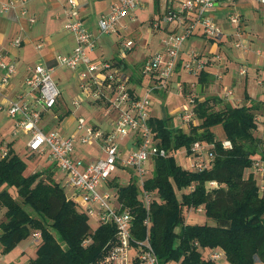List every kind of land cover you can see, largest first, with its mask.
I'll return each instance as SVG.
<instances>
[{"label":"built area","instance_id":"obj_1","mask_svg":"<svg viewBox=\"0 0 264 264\" xmlns=\"http://www.w3.org/2000/svg\"><path fill=\"white\" fill-rule=\"evenodd\" d=\"M29 1L31 0H0V14L19 7L21 15L26 16V6ZM142 1L114 0L110 3L108 11L98 16L95 32L85 27L79 16L78 2L66 1L63 29L73 37L74 47L68 53L57 54L51 64L37 62L29 68L27 76L22 80L25 94L35 95L39 108L31 107L25 102L23 100L25 94L14 97L9 95L11 79L17 69L13 63L5 60V52L0 53V111L6 109L8 116L13 119L15 126L13 136L19 131L28 135V150L40 157L48 156L57 164L69 186L76 191V194L69 198L76 204L84 203L85 214L87 217L95 218L98 225L110 224L115 228L114 238L107 243L108 250L99 264H160L149 240L150 206L153 196L143 184L144 176L148 172L151 174L147 164L154 157H166L168 153L161 147L155 131L149 124L151 115L148 109L151 105V97L158 91L168 89L169 81L177 68L183 44L189 37L199 32L205 39L217 40L223 35L221 27L215 23L211 15L219 0L177 1L180 4V10H168L162 16L163 22L173 23L174 27L170 31H165L160 38V49L143 61L139 72L147 77L150 83L138 92L137 85L131 86V77L125 73L123 63L134 47L132 40L119 42L115 59L93 61L89 53L95 50L100 39L111 35L119 36L121 32H126L128 22L135 21L134 11ZM257 2L264 5V0H257ZM27 20L33 24L36 19L33 16H27ZM227 20L236 28L233 33V47L243 54L247 53L248 46L241 40V33L238 30L239 16L231 13L228 14ZM151 27L159 29L160 23L153 21ZM21 42L20 38H15L10 42V46L17 48ZM42 46V43H37L36 49L40 50ZM256 55L262 57L260 51H257ZM222 60L219 54L203 57L190 51L187 54V60L182 63V68L187 74L197 77L206 69L210 61L215 63ZM60 67L76 73L78 92L74 96L76 99L73 100V105L80 107L83 100L93 97L96 101L107 103L105 113L114 107L112 110L117 113V117L105 130L96 126H86L82 117L77 119V132L73 135H63L58 130L44 131L42 129L40 125L42 111L50 110L56 104L60 94L54 80L56 69ZM238 75L245 77L247 68L240 65ZM215 79L220 81L222 76L215 74ZM106 89L110 91L106 92ZM182 89L183 86L179 82L177 93H181ZM233 94L232 89L223 90L220 97L227 100ZM184 99L179 117L182 128L188 130L189 125L196 124L194 106L202 97L190 94ZM257 120H259L258 117ZM220 141L222 148L232 147L230 140L225 138ZM7 143L0 142L1 156H6L9 152ZM88 144L97 145L103 156L86 163L76 160L74 154L78 146ZM210 147L212 145L199 141L192 144L190 152L186 154H193L196 158L191 163V168H188L189 170L201 172L211 167L213 154L208 153ZM117 168L125 170L130 175V179L131 174H134V177L140 181V203L145 210L142 222L146 232L144 238L139 239L134 236L132 210L118 208L114 204V193L109 192L111 182L117 178L113 176ZM250 168L256 185L262 192L264 190V160L259 156L254 157ZM206 187L210 190L219 187V184L210 181ZM188 189L192 191L194 186ZM193 210L202 213L204 206L200 205ZM30 238L33 242L41 240L40 231H33ZM87 243L88 240L84 241L83 246ZM206 255L215 264L223 259L226 262L225 254L219 248L209 250Z\"/></svg>","mask_w":264,"mask_h":264},{"label":"trees","instance_id":"obj_2","mask_svg":"<svg viewBox=\"0 0 264 264\" xmlns=\"http://www.w3.org/2000/svg\"><path fill=\"white\" fill-rule=\"evenodd\" d=\"M195 79L202 89L211 80L206 69ZM136 81L141 84L140 79ZM257 108L258 104L240 105L218 95H203L194 106L196 124L189 125L188 133L150 116L149 124L168 153L152 159L154 167L143 184L153 196L149 240L160 264H215L206 253L216 248L224 252L227 264H264V190L259 191L252 173L245 175L254 157L264 160L263 137L258 135L264 119L257 120ZM215 126L222 127L230 149L222 148L212 131ZM195 141L212 145L208 149L213 154L212 165L201 172L183 168L174 158V152L182 147L188 154ZM8 148V154L0 156V206L4 209L0 251L13 249L38 230L41 242L28 264H99L108 250L107 243L114 238V226L101 224L91 233L87 215L56 180L57 164L25 176L24 162L11 143ZM113 180L114 204L121 210H132L134 236L144 238L145 210L136 185L128 182L120 187L117 178ZM210 181L219 187L208 190ZM9 186L16 189L19 200L7 192ZM190 186H194L192 191L177 197L176 191ZM200 205L204 206L206 222H186L185 210ZM208 219L213 223L208 224Z\"/></svg>","mask_w":264,"mask_h":264},{"label":"rangeland","instance_id":"obj_3","mask_svg":"<svg viewBox=\"0 0 264 264\" xmlns=\"http://www.w3.org/2000/svg\"><path fill=\"white\" fill-rule=\"evenodd\" d=\"M180 1V0H178ZM106 4V3H105ZM176 10L179 11L180 4L179 2H176ZM257 15L262 23L264 25V5L259 4L257 7ZM165 13V5L164 3L160 4H148L145 8H137L134 11V14L136 15L135 21L128 22V30L126 32H121L119 36L117 35H111L110 41L112 43L111 50H108L106 53L107 55L110 54L116 57V54L118 52L119 42L122 40H132L134 43V47L130 53L126 56V58L123 60V63L125 64V73L131 77V86H138L137 91L141 92V90L148 86L150 81L147 79V77L142 76L140 71V68L142 66V63L145 59L150 56V53H152L156 48L159 47L160 44L159 40L164 35V22L161 21V17ZM94 20L97 18V14L94 13ZM263 18V21L261 20ZM127 21V20H126ZM159 22L160 28L159 29H153L151 27V23ZM229 24V23H228ZM230 25V24H229ZM232 26V25H231ZM241 26L239 21V27ZM96 27V25H95ZM234 27V26H232ZM96 29V28H95ZM243 30V29H242ZM241 40L246 43V45L249 48V45L247 43V38L243 35V32H241ZM202 36L200 35V41L198 43L204 44L206 43V48H202V46L198 47L199 51L194 49V52H201L203 54V57H206L209 52V49L211 45L209 43L207 44L206 41H210L209 39H202ZM247 40V41H246ZM231 41V47H229V52L225 50L219 49L217 53H211V54H219L222 57L221 62H215L216 64H212L211 67H213V70H215V74L223 75L222 82H214L213 77L210 80L211 84L206 88L202 89L200 88L197 80L194 76H191L187 74L184 69L182 68V63H184L187 60V54L193 50L190 49L189 51L184 50L186 42L183 44V47L181 50V53L183 54L181 59L178 60V67L176 68L174 74L172 75L169 86L167 90H161L156 92L151 97V105L148 109V112L151 116H156L158 118L167 120L170 127H173L176 130L181 129L184 132H187L188 130L186 128H182V122L179 117L180 109L182 104L184 103V98L187 95L193 94V95H214L211 93V91L215 92L216 87L221 86L220 94L223 92V90H231L234 92V94L228 98L227 100L229 102H233L234 99H240L241 105H246V99L247 95H252L255 98V101L251 102L250 105H256L258 104V108L255 110V113L257 114L260 121H263L264 119V61L261 60V64L259 65L258 70L256 71L255 67L251 64H247L243 61H240L239 59H235L232 66L229 67L228 73H224L220 68L219 65H222L223 61L226 60V56L229 54H232L233 56H236V53H242L240 50L233 47V36H230ZM262 47L264 49V44H262ZM260 47V48H262ZM203 51V52H202ZM262 52V51H261ZM263 57H264V50H263ZM104 56L103 54L100 55L102 58ZM109 56V55H108ZM212 56V55H211ZM238 57V56H236ZM105 58V57H104ZM108 58V57H106ZM240 65H243L245 68H247V75L245 77H240L238 75V69ZM69 71L66 69H60L58 70L55 81L57 83L58 89H59V97L57 99L56 104L50 109L49 112H44L42 115V120L40 122V125L43 126V129L45 131H49L52 128L59 129L60 133L63 135H73L77 132V119L79 117H82L85 120L86 126H97L101 130H105L109 124L115 120L117 117V113L114 112V107L108 111L107 113V103L104 101H96L93 97H90L86 100H83L80 104V107H77L72 104L73 100L76 98L74 96H71L69 91V85H73L74 88V80L73 79H67V73ZM217 72V73H216ZM59 75V76H58ZM133 79V80H132ZM140 79L141 84L138 85V82L136 80ZM135 80V81H134ZM258 80H260L262 83H258ZM179 82L184 83V92L183 93H177L178 84ZM217 87L218 91L219 88ZM109 89H106V92H109ZM114 101L116 99V95L114 94ZM226 100V101H227ZM68 111V115L65 116L66 112ZM54 116L57 118L54 119ZM65 123V126L63 124ZM220 127V126H218ZM215 128V135L217 137H220L219 128ZM15 126L13 119L10 118L7 114L6 109L3 111H0V142L6 141L11 143V146L14 150V152L21 158V160L25 164V170L24 175L28 176L31 175L39 170H42L46 168L47 166L51 165L52 162L47 160L45 156L40 157L39 155L30 152L27 148V142L29 140V136L26 135L23 131H19L18 134L13 136ZM258 135H262L263 138H261L262 143H264V124L259 127ZM78 149H80V152L84 153L86 156H84L83 161H91L94 159L101 158L103 156L101 150L97 145L94 144H88L83 146H78ZM90 151V152H88ZM85 152H88L87 154ZM1 156V154H0ZM76 156H78V151ZM174 158L177 164L182 166L183 168H191V163L196 158L193 154H186L185 148H180L176 152H174ZM148 171H151L154 167L153 161L151 160L148 164ZM130 172V171H129ZM132 173V172H131ZM252 173L251 168L248 170H245V175H249ZM150 173L148 172L144 179H146ZM56 180L58 181L60 187L63 189L65 195L67 197H72L76 194V191L69 186L66 177L64 174L58 169L56 171ZM113 176L117 177V181L120 187H124L128 185V182L134 183L138 189V200H141L140 190H141V184L139 179L134 177V174L130 175L125 172V170L121 168H117L113 174ZM213 189V188H211ZM7 192L14 198L18 197V193L14 187H6ZM189 189L186 190L183 189V191H176V195L178 198L181 197L182 193L188 192ZM110 193H114L115 189L111 188L109 189ZM79 211L85 214V204L82 202L77 203ZM4 209L0 206V219L4 218ZM185 214V221L189 223H204L206 222V216L205 211L202 213H198L193 209H187L184 212ZM86 215V214H85ZM208 224H212L213 221L208 219ZM88 224L90 226V232L92 233L96 227L98 226V223L95 218L88 217ZM40 240L37 242H33L30 237L27 239L22 240L19 244H17L16 247L9 251H2L0 253V264H28L30 258H34L35 251L40 244ZM218 251V250H216ZM205 256V255H203ZM216 264H227L224 262V259L221 261H218Z\"/></svg>","mask_w":264,"mask_h":264},{"label":"crops","instance_id":"obj_4","mask_svg":"<svg viewBox=\"0 0 264 264\" xmlns=\"http://www.w3.org/2000/svg\"><path fill=\"white\" fill-rule=\"evenodd\" d=\"M66 1L67 0H31L28 2L26 6L27 8L26 16L21 15V10L19 7L8 13L0 14V53L5 52L6 53L4 56L5 60L13 63L17 69L16 74L11 79V84L8 92L10 96L14 97L17 95L25 94L26 91L22 85V80L25 76H27L29 72V68L33 67L37 62L51 64L53 63L54 57L57 54L68 53L74 47L75 42L73 37L63 29V23L65 21L64 9L66 7ZM76 1L79 4V8H78L79 16L83 20L85 27L88 30L95 32V28H96L95 25L98 16L101 13L107 12L110 3L113 2L114 0H76ZM157 1L158 4L164 3L165 13H167L168 10L177 11L175 7H176V2L178 0H157ZM149 3L150 4L155 3V0H143L138 8L143 9ZM259 4L260 3H258L257 0H219L217 6L211 13L215 23H217L221 27L223 31V35L221 36V38L217 39L216 41H209V42L206 41L207 44L209 43V45H211L209 52L211 51V53H217L219 49L229 52L228 48L231 47V41L229 42L230 36L231 35L233 36V33L236 31L235 27H232L231 25L228 24L227 16L228 14L231 13H235L239 16L241 26L239 27L238 30L240 31V33L243 32V35L248 40V41L246 40L249 45L247 53L245 54L236 53L237 54L236 56L238 57L228 53V55L226 56V60L223 61L222 65H219V68L226 74L228 73L229 67L232 66L236 58L249 65L252 64L255 67L256 71L258 70L259 65L262 63L261 60L264 61L263 54L262 57H258L256 55L257 51L260 52L262 51L261 53H263L264 50L262 47V44H264V25H262L257 15L258 13L257 7ZM94 13L97 14L96 20H94V16H93ZM27 16L35 17L36 19L35 22L33 24H30L27 20ZM261 20L263 21V18H261ZM161 21H162V17H161ZM173 27H174L173 23L164 22L163 30L170 31L173 29ZM200 35L201 33L197 32L195 33V35L189 37L185 41L186 44L184 50L189 51L190 49H193L191 51H194V49H196L199 51L198 47L200 46H202V48L205 49L206 48L205 42L204 44L198 43V41H200L199 38ZM15 38H20L22 41L21 45L17 48H13L10 46V42ZM201 38L204 39V37ZM37 43H42L43 45L40 50L36 49ZM111 48H112V43L110 41V37L109 36L104 37L99 40L95 50L90 52L89 55L93 61L112 59L114 56L111 55V51L110 54H108L109 56L106 54L108 50H111ZM158 49L159 47L156 48L152 53L156 52ZM198 51L196 53H198ZM152 53H150V55ZM211 53L208 54L206 57H210L211 55H213ZM102 54L104 56H102L101 58L100 55ZM198 54L203 55L201 52H199ZM182 55L183 54L181 53V57ZM212 64H216V63L210 61L208 63V66L206 67V71L208 72V74H210L211 78L213 77L214 82L216 83L218 81H216L215 79V72H214L215 70H213V67H211ZM60 69H66V68H62V67L57 68L54 74V80L58 70ZM66 70L69 71L66 75L67 79L74 80L75 83L74 88L73 85H69V91L71 96H75L78 92V88H77L78 81L76 80V73L70 69H66ZM222 79H223V75H222ZM222 79L219 81L220 84L222 82ZM258 83H262V82L258 80ZM217 87L215 89V92L211 91V93L220 96L222 85L219 86L220 88L218 87L219 91ZM23 97H24L23 100L27 102L31 107L39 108L35 95L25 94ZM201 97L203 98V95ZM246 97H247L245 102L247 103L246 105H250L251 102L255 101V98L252 95L250 96L247 95ZM233 102L240 105L242 103L240 102V99H234ZM49 111H45V112H49ZM43 113L44 112H42L41 114L40 122L42 120ZM55 118L57 117L54 116V119ZM63 126H65V123L63 124ZM216 127L218 126L212 128L214 134ZM218 128L220 132V137H217L215 135L216 138L218 140L225 139V134L222 127L220 126ZM50 130L59 131L57 127L52 128ZM77 151H78V156H76ZM88 152L85 153L87 154ZM84 156L86 155L80 152V149H77L75 151L74 158L76 160H81V158L84 159ZM45 157L47 160L51 161L48 158V156ZM51 162L53 163V161ZM86 162L87 161H83V163ZM1 221L2 219H0V222Z\"/></svg>","mask_w":264,"mask_h":264}]
</instances>
